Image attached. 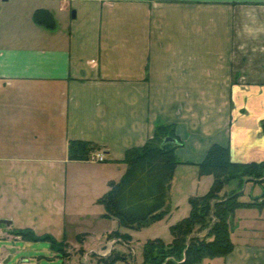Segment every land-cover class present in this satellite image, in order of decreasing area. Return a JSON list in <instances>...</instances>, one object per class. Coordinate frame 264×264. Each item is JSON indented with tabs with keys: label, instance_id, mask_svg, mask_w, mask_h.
Returning a JSON list of instances; mask_svg holds the SVG:
<instances>
[{
	"label": "crops",
	"instance_id": "crops-1",
	"mask_svg": "<svg viewBox=\"0 0 264 264\" xmlns=\"http://www.w3.org/2000/svg\"><path fill=\"white\" fill-rule=\"evenodd\" d=\"M42 8L54 27L36 21ZM263 119L264 0H0V239L90 233L104 213L77 199L107 192L160 123L175 124L179 164L196 168L215 142L264 161ZM71 139L105 160L69 159ZM113 230L100 232L106 252ZM223 259L264 264V244Z\"/></svg>",
	"mask_w": 264,
	"mask_h": 264
},
{
	"label": "trees",
	"instance_id": "trees-1",
	"mask_svg": "<svg viewBox=\"0 0 264 264\" xmlns=\"http://www.w3.org/2000/svg\"><path fill=\"white\" fill-rule=\"evenodd\" d=\"M38 23L54 27L55 20L47 9L35 12ZM264 134V119L261 122ZM183 140L173 123H160L153 135L143 145L127 149L121 160L126 169L118 181L111 180L109 189L99 199L104 204V217L117 218L127 226L143 224L163 217L176 166L181 163L176 149ZM101 145L90 140L71 139L68 142V158L88 160L99 151ZM200 174L214 177L211 188L204 194L190 196V213L171 225L173 240L165 244L161 238L149 240L145 244L142 264H200L205 258L230 254L235 244L230 235V221L235 211L242 207L264 208V191L249 201L241 200V190H231L221 194L226 184L236 180L241 184L247 178L250 182H264V161H237L232 159L227 145L213 143L205 157L198 163ZM241 189L243 184L240 185ZM12 232L26 241H48L54 250L70 256L69 244L58 241L50 234H36L31 228L14 229ZM129 243L131 236L119 230L108 234ZM79 242L84 234H77ZM98 260L103 264H115L126 260L121 251L112 250Z\"/></svg>",
	"mask_w": 264,
	"mask_h": 264
},
{
	"label": "rangeland",
	"instance_id": "rangeland-1",
	"mask_svg": "<svg viewBox=\"0 0 264 264\" xmlns=\"http://www.w3.org/2000/svg\"><path fill=\"white\" fill-rule=\"evenodd\" d=\"M177 166L171 182V186L173 185V187L169 193V203H167V210L163 217L155 218L140 225L127 226L120 223L117 218L103 216L102 222L97 223V226H94L93 230L89 231L90 233L84 234L85 239L82 243L77 239V235L71 236L72 244L67 247L70 256L64 255L62 251L54 250L48 241L17 239L15 240L16 252L5 264H103L99 263L98 260H102L103 262V259H100V257H103L105 253L107 255L110 254L112 249L121 251L126 255V260H119L115 264H142L145 258V244L149 240L156 238H161L166 245L170 244L173 240L171 225L190 213V196L192 194L201 195L206 193L213 184L214 177L211 174H200L199 167H185L180 164ZM123 169L122 171H125ZM122 174L116 177H121ZM117 179L119 180L120 178ZM241 184H243L242 189ZM241 184L236 180H232L229 184L225 185L221 194L231 190H241L243 192L241 200L249 201L251 197L260 195L264 191V182H250L245 178L241 181ZM89 194H91L89 198L92 199V203L88 204L90 200L86 202L88 193L84 192L77 199L81 201L80 208L88 211L92 210L90 208H97L101 214L105 213L104 204L99 201L101 196L94 198L92 192L90 193L89 191ZM77 215L79 216V214ZM77 217L76 219L79 220L78 223L80 224L93 222L88 214L81 219ZM107 227H116V230L128 233L131 236V246L118 242L107 252L106 250H102L105 239L100 236V232ZM230 235L234 244H245L248 241L264 244V208H238L230 221ZM4 243H6V240L1 238L0 247ZM98 251H100L99 254ZM200 264H225V261L223 256L208 257Z\"/></svg>",
	"mask_w": 264,
	"mask_h": 264
},
{
	"label": "built area",
	"instance_id": "built-area-1",
	"mask_svg": "<svg viewBox=\"0 0 264 264\" xmlns=\"http://www.w3.org/2000/svg\"><path fill=\"white\" fill-rule=\"evenodd\" d=\"M90 159H91V160H95V161H103V160H105V155H104V153H103L101 150H99V151L93 153V154L90 156ZM10 236H11V235H10ZM17 236H18V235H15V234H14V235L11 236V238H12V239H15ZM117 241H122V240H121V238L118 239L117 237H112V238L110 239V245H111L110 248H111V249H112L113 245H114ZM122 242H123V241H122ZM123 243H125V242H123ZM103 256H107V254L105 253V254H103ZM0 264H4V263L0 261Z\"/></svg>",
	"mask_w": 264,
	"mask_h": 264
},
{
	"label": "water",
	"instance_id": "water-1",
	"mask_svg": "<svg viewBox=\"0 0 264 264\" xmlns=\"http://www.w3.org/2000/svg\"><path fill=\"white\" fill-rule=\"evenodd\" d=\"M4 239L6 240V243H4L1 246L0 250L8 254V258L5 261V263H7L11 259V256L16 252V246H15V240L11 238H4ZM7 242H10V244H8Z\"/></svg>",
	"mask_w": 264,
	"mask_h": 264
}]
</instances>
